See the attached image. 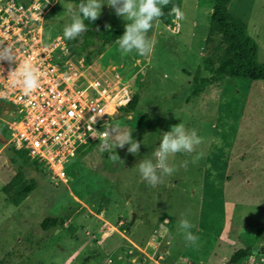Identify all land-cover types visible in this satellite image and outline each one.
Returning a JSON list of instances; mask_svg holds the SVG:
<instances>
[{"label": "rangeland", "instance_id": "rangeland-1", "mask_svg": "<svg viewBox=\"0 0 264 264\" xmlns=\"http://www.w3.org/2000/svg\"><path fill=\"white\" fill-rule=\"evenodd\" d=\"M68 3L76 5L70 0L46 4L45 32L63 39L64 66L81 81L117 71L129 100L137 92L135 109L119 108L110 122L131 131L140 151L130 154L126 145L112 153L116 160L105 158L99 139L67 164V183L55 182L41 165L28 167L25 176L34 177L37 186L14 205L2 188L20 160L0 137V261L230 264L236 249L253 243V254L238 264H264V84L226 77L183 101L189 85L218 73L227 50L216 25L209 33L213 0H181L185 18L179 31H170L176 28L172 19L169 25L160 21L154 26L148 33L154 41L148 57L135 52L121 56L115 42L87 43L86 31L73 40L64 38ZM228 8L246 22L257 43V60L264 63V0H230ZM98 19L106 28L125 29L129 23L107 3ZM12 116V107L0 100V123ZM180 123L195 129L202 143L192 153L171 156L176 171L151 187L135 166L159 146L163 132ZM185 161L187 167H181ZM182 215L195 225L191 231L200 238L197 248L186 246L178 231ZM52 216L62 222L42 229L43 219ZM165 220L167 231L160 227Z\"/></svg>", "mask_w": 264, "mask_h": 264}, {"label": "built area", "instance_id": "built-area-1", "mask_svg": "<svg viewBox=\"0 0 264 264\" xmlns=\"http://www.w3.org/2000/svg\"><path fill=\"white\" fill-rule=\"evenodd\" d=\"M46 4L50 0L0 3V41L12 45L21 60L31 56L41 73L40 88L25 96L8 79L18 62L0 61V100L13 109L12 118L4 120L7 144L25 151L55 182L67 183V164L90 138H106V126L129 96L117 71L81 81L65 68L63 39L45 32Z\"/></svg>", "mask_w": 264, "mask_h": 264}, {"label": "clouds", "instance_id": "clouds-1", "mask_svg": "<svg viewBox=\"0 0 264 264\" xmlns=\"http://www.w3.org/2000/svg\"><path fill=\"white\" fill-rule=\"evenodd\" d=\"M171 0H81L78 5L68 3L66 11L69 15L70 22L66 23L63 29V37L68 40L80 37L87 31L85 21H96L100 14L102 6L107 3L115 9L118 17H123L129 21L125 25V31L122 36L116 38L115 44L118 45V51L121 56H127L135 52L139 56L148 57L154 49V41L148 36V32L160 23V18L164 15L163 8L170 4ZM170 16L174 17L173 23L175 29L170 31L175 34L180 29V21L185 18L184 12L177 5L170 9ZM0 61H8L10 64H17L8 74L10 84L18 86L25 96H31L41 86V73L36 67L31 56L19 59L17 52L13 50L12 45L4 46L0 41ZM4 93H0L3 96ZM107 132L105 139L98 145L100 152L117 153L116 149L125 148L127 152L138 155L141 143L133 139L132 132L120 125L113 123L106 126ZM110 137V139H108ZM202 143V138L198 136L195 129H186L183 123L173 125L170 131L163 132L158 147L146 155L135 166L138 169L142 179L151 187L164 183L167 176L173 174L176 168L169 163V158L177 153H192L196 146ZM113 160L117 159L116 155H111ZM120 158V157H119ZM181 167H187V161L183 162ZM169 223L165 220L161 229ZM178 231L183 234L186 246L197 248L199 236L193 234L191 229L195 227L183 215L177 221ZM67 264H71L70 260Z\"/></svg>", "mask_w": 264, "mask_h": 264}, {"label": "trees", "instance_id": "trees-1", "mask_svg": "<svg viewBox=\"0 0 264 264\" xmlns=\"http://www.w3.org/2000/svg\"><path fill=\"white\" fill-rule=\"evenodd\" d=\"M78 5L81 0H70ZM181 0H171L170 4L163 8L164 15L160 21L165 25L171 24V18L168 13L173 5H180ZM230 0H213L211 11V20L213 21L212 29L209 33L214 32V25L221 31V35L227 41V50L225 55L219 61L218 73L212 75L209 80L189 85L184 92L185 103L190 101L191 97L199 96L204 89L214 83H219L226 77H243L251 80H258L264 84V63L257 60V43L255 39L247 33V24L239 16L234 15L228 8ZM87 25L86 35L84 36L87 43L94 45L115 42L116 38L123 35L125 29L106 28L103 23L97 19L96 21H85ZM149 33V32H148ZM70 52L75 53L77 47H70ZM138 101V94L133 93L130 100L120 108L123 112H131L135 109ZM5 104L4 101H2ZM116 115H114V119ZM0 137L8 139V129L5 123H0ZM99 139L90 138V140L80 147L81 153L90 148ZM10 146V145H9ZM15 157L20 160L18 170L12 179L3 186L2 191L11 199L14 205H19L27 195L37 186L34 177H26V169L39 165L35 160L31 159L25 151L15 149L10 146ZM105 158H110L112 153L103 152ZM12 161L14 159L12 158ZM43 168V167H42ZM45 173L47 169H42ZM62 222L58 216L46 217L40 223L44 230L55 228ZM256 246L251 243L245 247L236 249L229 257L230 264H238L241 260L253 254ZM0 264H6L0 261Z\"/></svg>", "mask_w": 264, "mask_h": 264}, {"label": "water", "instance_id": "water-1", "mask_svg": "<svg viewBox=\"0 0 264 264\" xmlns=\"http://www.w3.org/2000/svg\"><path fill=\"white\" fill-rule=\"evenodd\" d=\"M261 249H262V250H264V246H263V247H261Z\"/></svg>", "mask_w": 264, "mask_h": 264}, {"label": "crops", "instance_id": "crops-1", "mask_svg": "<svg viewBox=\"0 0 264 264\" xmlns=\"http://www.w3.org/2000/svg\"><path fill=\"white\" fill-rule=\"evenodd\" d=\"M8 137H9V131H8ZM7 140H8V139H7ZM7 140H6V141H7Z\"/></svg>", "mask_w": 264, "mask_h": 264}]
</instances>
